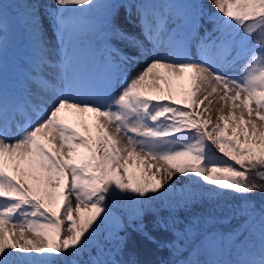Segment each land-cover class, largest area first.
I'll return each instance as SVG.
<instances>
[{
    "label": "snow or ice",
    "instance_id": "snow-or-ice-1",
    "mask_svg": "<svg viewBox=\"0 0 264 264\" xmlns=\"http://www.w3.org/2000/svg\"><path fill=\"white\" fill-rule=\"evenodd\" d=\"M249 173L264 181V0H0V264H264V208L228 232L212 207L176 216L264 194ZM181 177L204 191L165 205ZM129 229L170 258L137 259Z\"/></svg>",
    "mask_w": 264,
    "mask_h": 264
},
{
    "label": "trees",
    "instance_id": "trees-1",
    "mask_svg": "<svg viewBox=\"0 0 264 264\" xmlns=\"http://www.w3.org/2000/svg\"><path fill=\"white\" fill-rule=\"evenodd\" d=\"M3 2H7L9 4H14L16 0H3ZM249 180L255 179L257 183H264L257 178H255L251 173L248 175ZM188 189H192L193 191L201 192L204 191V185H194L191 182L185 187V191ZM172 201L169 198H165V205L171 203ZM183 204V200L181 204ZM254 207L257 211L260 208H264V194L262 193H253L249 197V201L245 203L243 200L240 199L239 196L234 195H224L218 199L208 201H197L195 204H190L188 208L180 207L176 212V216L179 218L181 222H186L194 215L205 214L206 209L212 207L215 209V215L217 216H229L230 223L225 224H214L211 225V228L225 230L224 232L231 231L233 229L238 228L240 225L244 224L246 217L240 214V209L242 207ZM148 224L149 230L153 231L154 235L159 237V233L156 232L155 229H152V224L150 220H146ZM243 231V229H241ZM131 234V249L135 252L136 258L141 261H152V262H160V261H167L170 258V254L166 249H157L153 245L149 244L148 242L144 241L138 234L132 232L129 229ZM249 238V233H244L241 236V240L245 242ZM187 256V252L184 253ZM225 257L231 258L225 255ZM204 257H201L203 259Z\"/></svg>",
    "mask_w": 264,
    "mask_h": 264
},
{
    "label": "rangeland",
    "instance_id": "rangeland-1",
    "mask_svg": "<svg viewBox=\"0 0 264 264\" xmlns=\"http://www.w3.org/2000/svg\"><path fill=\"white\" fill-rule=\"evenodd\" d=\"M39 2L41 4H47V3H50L51 0H39ZM200 2L202 4H206L207 3V0H200ZM121 20H122V23L128 28V30H130V31H132V32H134L136 34H139V30L138 29H135L131 25H128L127 24V21L124 19L123 15L121 16ZM164 86L167 87V85H164ZM189 86H190V79H189V77L187 75H186V77H185L184 80L179 81V82H176L174 84V87L177 90L187 89ZM220 92H222V91H220ZM253 107H254V105H253ZM69 122L72 123L74 126H77L78 127V130L83 131L82 127H80V125L76 121L75 117H73L71 114H69ZM88 123L91 125V123H92L91 118L88 119ZM221 126H223V125H221ZM211 127H212V125H210L209 130H211ZM228 135H231V133H228ZM133 171L139 172V169L138 168H130V173L133 172ZM188 184H189V181H187L185 178L181 177L180 180L174 185L175 191L170 192V193L167 194V198H169V200L172 201L171 202L172 204H177V202H179V204H181L182 196L184 195V193L181 192V189H184L185 190V187ZM223 231H225V230H223ZM251 239L254 242L258 243V238L251 237ZM224 258H228V257H224ZM231 258H235V253H233V255L231 256Z\"/></svg>",
    "mask_w": 264,
    "mask_h": 264
},
{
    "label": "bare ground",
    "instance_id": "bare-ground-1",
    "mask_svg": "<svg viewBox=\"0 0 264 264\" xmlns=\"http://www.w3.org/2000/svg\"><path fill=\"white\" fill-rule=\"evenodd\" d=\"M216 87H217V91L218 92L222 91V86L216 85ZM201 99H202V97H201ZM210 99L212 100V104L209 106L208 113H206V115L210 114L211 120H212V124H214V123L217 122V116L220 115V113L218 112V108L223 104V102L220 101L219 100V96L215 95V94L212 97H210ZM230 104H231V102H229V104L227 106H225V108H224V114L225 115L227 114V111H228V108L230 107ZM212 124H210V125H212ZM210 125H209V127H210Z\"/></svg>",
    "mask_w": 264,
    "mask_h": 264
}]
</instances>
